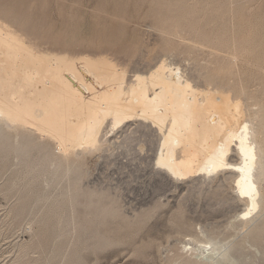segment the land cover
Instances as JSON below:
<instances>
[{
  "label": "rangeland",
  "instance_id": "374dc122",
  "mask_svg": "<svg viewBox=\"0 0 264 264\" xmlns=\"http://www.w3.org/2000/svg\"><path fill=\"white\" fill-rule=\"evenodd\" d=\"M8 3L24 12L0 21L34 50L72 57L79 70L82 57L104 55L141 68L131 51L145 61L161 49L204 77L230 72L223 85L239 92L252 83L249 92L264 98V0H0V10ZM135 122L67 162L33 131L0 128V264H209L216 252V264H264V229L259 238L242 228L252 217L264 228V209L239 215L245 206L226 170L171 178L155 165L153 133ZM27 132L30 154L13 153ZM34 141L54 147L47 158Z\"/></svg>",
  "mask_w": 264,
  "mask_h": 264
},
{
  "label": "bare ground",
  "instance_id": "6f19581e",
  "mask_svg": "<svg viewBox=\"0 0 264 264\" xmlns=\"http://www.w3.org/2000/svg\"><path fill=\"white\" fill-rule=\"evenodd\" d=\"M6 8L0 10V16H7L13 23L17 21L11 17L15 13L11 16L9 13L24 12L15 3H8ZM29 44L0 21V128L14 130L16 135L17 131H33L55 144L59 162H67L71 157L78 158L82 151L99 150L112 131L120 127L126 130L127 125L138 121L156 138V167L171 178L204 177L226 170L233 179L234 195L245 206L239 215L245 217L257 207L264 209V98L259 95L256 96L260 99L255 98L249 92L252 83L245 82V87L236 92L222 84L231 77L226 69L225 73L211 71L204 77L202 72L192 71L194 67L186 69L171 61L169 53L161 49L145 61L140 52L131 51L127 55L129 60L142 62V67L134 64L128 70L122 68L123 63L119 67L118 60L110 59L109 55L91 58L83 54L79 70L72 57L49 55L44 49L38 52ZM123 60L125 63L127 59ZM88 75L95 85L86 78ZM193 77L201 81L194 82ZM2 133L0 137L4 136ZM28 133V137L20 134L24 137L18 139L19 146L14 147L13 153L28 152V139L33 135ZM33 146L41 158L54 148L49 150L46 144L36 142ZM252 218L243 221L242 228L248 227L260 238L258 234L263 235L264 228L260 223L254 224ZM203 242L208 244L210 240ZM193 246L190 249L194 252L196 242ZM214 254L218 255L216 252L207 256L209 264L217 263L213 261Z\"/></svg>",
  "mask_w": 264,
  "mask_h": 264
}]
</instances>
